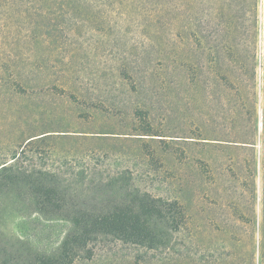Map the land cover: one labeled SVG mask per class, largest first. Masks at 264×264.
Listing matches in <instances>:
<instances>
[{"label": "rangeland", "instance_id": "374dc122", "mask_svg": "<svg viewBox=\"0 0 264 264\" xmlns=\"http://www.w3.org/2000/svg\"><path fill=\"white\" fill-rule=\"evenodd\" d=\"M141 1L0 0V164L182 206L155 243L107 237L74 264H264V0ZM5 200L0 264L70 227Z\"/></svg>", "mask_w": 264, "mask_h": 264}, {"label": "trees", "instance_id": "16d2710c", "mask_svg": "<svg viewBox=\"0 0 264 264\" xmlns=\"http://www.w3.org/2000/svg\"><path fill=\"white\" fill-rule=\"evenodd\" d=\"M148 1L142 0L139 6L147 7ZM253 6L255 9L257 0L253 1ZM54 7L51 4L50 8ZM51 135L54 134L49 131L31 135L24 146L48 143ZM19 157L16 153L0 164V195L12 203L22 202L23 207L15 208L21 215L27 211L51 215L54 219L67 220L70 227L50 252H18L13 258L10 255L9 260L13 263L22 260V264H74L79 258L90 257L95 247L104 243L107 237L151 245L160 237V227L171 224L177 229L181 226L180 221L185 220L178 201H167L137 188H126L119 175L109 183L91 180L89 183L97 186L86 189L89 190L87 193L68 192L55 168H24Z\"/></svg>", "mask_w": 264, "mask_h": 264}]
</instances>
